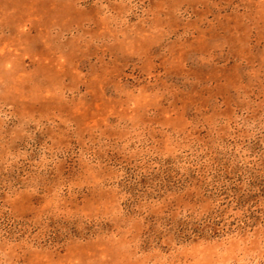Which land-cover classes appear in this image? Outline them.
Listing matches in <instances>:
<instances>
[{
  "label": "rangeland",
  "instance_id": "obj_1",
  "mask_svg": "<svg viewBox=\"0 0 264 264\" xmlns=\"http://www.w3.org/2000/svg\"><path fill=\"white\" fill-rule=\"evenodd\" d=\"M0 264H264V0H0Z\"/></svg>",
  "mask_w": 264,
  "mask_h": 264
}]
</instances>
